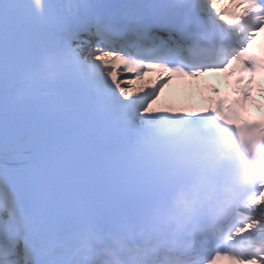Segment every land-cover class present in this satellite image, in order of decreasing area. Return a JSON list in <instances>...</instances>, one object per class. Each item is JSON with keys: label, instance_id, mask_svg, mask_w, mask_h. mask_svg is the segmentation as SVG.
Here are the masks:
<instances>
[{"label": "snow or ice", "instance_id": "6c2138e0", "mask_svg": "<svg viewBox=\"0 0 264 264\" xmlns=\"http://www.w3.org/2000/svg\"><path fill=\"white\" fill-rule=\"evenodd\" d=\"M0 264H264V0H0Z\"/></svg>", "mask_w": 264, "mask_h": 264}]
</instances>
